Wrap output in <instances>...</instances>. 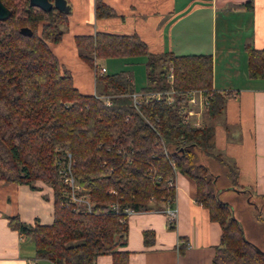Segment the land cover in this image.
<instances>
[{
	"label": "trees",
	"instance_id": "16d2710c",
	"mask_svg": "<svg viewBox=\"0 0 264 264\" xmlns=\"http://www.w3.org/2000/svg\"><path fill=\"white\" fill-rule=\"evenodd\" d=\"M1 1L10 13L0 20V180L37 189L39 179L53 190L51 223L30 225L8 216L10 228L32 236L35 255L52 264H93L96 255L108 253L112 264H128L126 215L119 211L151 209L149 203L156 208L167 199L172 204L179 171L193 181L196 202L221 227L211 264H264V248L245 238L231 206L215 192L208 166L197 160V150L213 145L211 126H191L178 107L185 103L181 92L201 88L210 94L205 113L222 111L226 96L212 88V55L154 53L136 33L78 34V53L90 66L94 59L144 55L146 83L140 90L171 88L176 100L171 105L152 98L135 106L133 75L126 70L96 74L99 90L84 93L51 48L62 38L68 11L43 10L29 0ZM113 13L96 0V16ZM246 51L248 76L264 77V48L248 44ZM69 161L90 196V209L67 201L59 170ZM143 239L152 242L153 233L144 231Z\"/></svg>",
	"mask_w": 264,
	"mask_h": 264
},
{
	"label": "crops",
	"instance_id": "0c3cea01",
	"mask_svg": "<svg viewBox=\"0 0 264 264\" xmlns=\"http://www.w3.org/2000/svg\"><path fill=\"white\" fill-rule=\"evenodd\" d=\"M100 2L114 13L98 17L96 0H66L67 24L61 40L51 46L74 85L84 93L96 92L94 70L78 53L74 39L78 34L96 30L136 33L154 53L211 54L212 88L226 96L219 114H203L205 124L211 120L212 146L217 150L213 155L220 156L214 157L228 170L233 167L238 191L248 200L251 195L264 194V77L248 76L246 51L248 44L264 48V0ZM138 57L145 62V56ZM100 59V66L108 73L107 58ZM134 87L137 91L136 84ZM174 183L175 217L171 225L162 204L155 208L149 203L151 209L126 215L123 249L128 251V264H211L221 227L196 202L189 177L176 171ZM34 184L37 189L0 180V264H52L35 255L31 235H20L8 225L11 215L30 225L36 220L41 224L52 222V187L39 179ZM144 231L153 233L152 242H144ZM93 264H112L110 254L96 255Z\"/></svg>",
	"mask_w": 264,
	"mask_h": 264
},
{
	"label": "rangeland",
	"instance_id": "374dc122",
	"mask_svg": "<svg viewBox=\"0 0 264 264\" xmlns=\"http://www.w3.org/2000/svg\"><path fill=\"white\" fill-rule=\"evenodd\" d=\"M62 29H64V27ZM138 56L141 55L120 57L121 59L107 58V61H105V64L108 68V73L126 70L134 74L135 78L133 77V83L136 84V88H138V90H135L132 93L141 92V87H143L146 83L144 71L145 64L144 61L138 60ZM113 60H119V63L113 64L114 62H116ZM100 62L101 59H94V66H91L94 70L95 75L100 74L99 68L97 70L95 68L96 64V67H100ZM170 69L171 67L168 69V73ZM104 73H106V71ZM168 82L170 81L168 80ZM98 90L99 89L96 86V92ZM101 95L105 96L106 93ZM203 117L204 115L202 116V122L206 123V120H204ZM208 124L211 125V120H209ZM214 148L215 147L212 146L211 149L207 152L197 150V160L199 162L201 161L202 163L208 164L209 171L214 176L213 188L220 200L226 201L231 206L234 216L238 219L242 227L245 238L252 242L254 241V243L258 247L264 248V208H262L264 207V198L258 195H251V200H248V196L246 194L238 191V189L232 186V176L229 170L227 169L226 165H223L220 160L214 157L213 153L217 152L216 148L215 150Z\"/></svg>",
	"mask_w": 264,
	"mask_h": 264
},
{
	"label": "built area",
	"instance_id": "2783aa9c",
	"mask_svg": "<svg viewBox=\"0 0 264 264\" xmlns=\"http://www.w3.org/2000/svg\"><path fill=\"white\" fill-rule=\"evenodd\" d=\"M105 67H99V73H104ZM172 70L170 69L167 74V79L172 81ZM173 89L167 90H153L148 92H134L132 93V102L135 106L139 105L140 102L148 101L152 98L155 100L165 99L168 104H175V96ZM181 96L185 100V103L179 105V110L182 115V118L185 122L189 123L193 127H199L202 124V116L207 110L210 94H207L201 88H193L187 89L181 92ZM104 100L105 104H110L111 100L109 96H101ZM70 161L68 162L65 168H61L59 170L60 179L65 186V193L67 194V201L72 202L77 207H82L85 209H90L92 205V201L88 192L84 191L78 181L74 178L72 173L70 172ZM173 184L174 181L172 182ZM113 191V190H112ZM162 210L166 213L168 224H172L175 217V209L173 208L171 201L169 199L162 201ZM135 210L130 206H124L119 212L122 214H130ZM34 264V263H33Z\"/></svg>",
	"mask_w": 264,
	"mask_h": 264
},
{
	"label": "water",
	"instance_id": "95a60500",
	"mask_svg": "<svg viewBox=\"0 0 264 264\" xmlns=\"http://www.w3.org/2000/svg\"><path fill=\"white\" fill-rule=\"evenodd\" d=\"M30 4L37 6L43 10H48L51 7H55L61 11H68L69 6L66 3V0H29ZM10 11L0 0V20L5 19L9 15ZM23 33L30 34V30L27 28H22Z\"/></svg>",
	"mask_w": 264,
	"mask_h": 264
}]
</instances>
